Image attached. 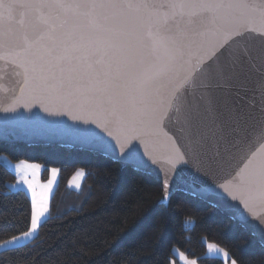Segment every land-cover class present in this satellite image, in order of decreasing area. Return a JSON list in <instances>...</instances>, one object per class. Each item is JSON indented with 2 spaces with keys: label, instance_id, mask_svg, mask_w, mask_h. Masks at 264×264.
<instances>
[{
  "label": "snow or ice",
  "instance_id": "snow-or-ice-1",
  "mask_svg": "<svg viewBox=\"0 0 264 264\" xmlns=\"http://www.w3.org/2000/svg\"><path fill=\"white\" fill-rule=\"evenodd\" d=\"M252 33L264 38V0H0V61L19 77V95L0 107L11 113L0 116V140L17 130L71 139L123 167L155 172L161 203L174 190L213 197L264 244V40L250 42ZM233 88L253 92L247 110L228 99ZM165 121L176 132L162 154L146 138ZM0 160L31 192L23 229L0 221V255L15 254L51 218L57 169L39 184L29 179L39 164ZM207 248L208 258L222 253L237 264L216 244Z\"/></svg>",
  "mask_w": 264,
  "mask_h": 264
},
{
  "label": "trees",
  "instance_id": "trees-1",
  "mask_svg": "<svg viewBox=\"0 0 264 264\" xmlns=\"http://www.w3.org/2000/svg\"><path fill=\"white\" fill-rule=\"evenodd\" d=\"M0 154L39 164L44 182L53 168L58 174L49 200L51 218L39 238L18 253L3 252L0 264H178L175 251L197 264H225L208 258L209 243L237 264H264L262 246L215 207L183 192L161 204L157 180L115 160L50 145L0 143ZM79 169L84 178L74 189L68 183ZM15 180L0 163V221L15 219L23 229L30 198L25 190L8 187Z\"/></svg>",
  "mask_w": 264,
  "mask_h": 264
},
{
  "label": "water",
  "instance_id": "water-1",
  "mask_svg": "<svg viewBox=\"0 0 264 264\" xmlns=\"http://www.w3.org/2000/svg\"><path fill=\"white\" fill-rule=\"evenodd\" d=\"M17 15H18V13H17ZM249 40H250V42H252L256 45H259L262 42V40H264V38L260 37L258 34L252 33V34H249ZM0 76H2V82H0V107H3L5 105L11 104L12 99L15 96L19 95V92L17 90L18 86L16 84V81L19 79V77H17L15 75V71H14V68L12 65L6 64L2 61H0ZM253 87H254V84H252V83L248 84L249 89H251ZM237 91H240V95H236ZM252 98H253V92L252 91L244 92L243 90L238 89V88H233L228 95V99L230 100L231 103L238 104V105L244 107L246 110L248 109L250 100ZM45 103L50 104V106H52L54 108L59 107V102H57V101L45 100ZM32 108H33V110H37L39 108V103L33 102ZM18 110L27 111V109H24L22 106ZM221 110H223V96H222V101H221ZM4 115H11V113L0 112V116H4ZM65 118H67L69 120V122H71L70 116L65 117ZM224 118H227L226 114H225ZM165 132L168 133V136L164 135ZM174 132H176V129L174 128V126L169 124L167 121H165L164 125H162V131L160 132L159 135H153V136L146 138V143H147L148 148L154 149L157 152L162 153V154L166 153L171 148V141L168 139V137L173 136ZM176 134L178 135L179 133H176ZM0 143H5L9 146L24 145L27 147L41 146V145H48L49 146L50 145V146H59V147H66V148H70V149H76V150H79L81 152L97 153V152L90 151L89 149L85 148L81 144L72 141L71 139H56V140L49 141V140H47L43 137H39V136H27L19 130H17L15 137H10L9 140H7V141L0 140ZM142 148H143V146H142ZM97 154H99L103 157H106L100 153H97ZM107 158H109V157H107ZM109 159H112V158H109ZM112 160H115V159H112ZM115 161L120 164L119 161H117V160H115ZM120 167L125 168L121 164H120ZM139 172L144 173L147 176L154 178L155 180H157L160 183L158 176L155 172H142V171H139ZM176 192H183V191L174 190L173 194ZM183 193H185V192H183ZM185 194H188V193H185ZM190 196H192V195H190ZM162 197H163V189H162ZM162 197H161V200H162ZM192 197H194L200 201H203L205 203H208L209 205L215 207L218 211L223 213L225 216L230 218L228 213L223 211V209L221 207L217 206L215 198H213V197L200 198L199 196H192ZM161 200H160V203H161ZM161 204H163V203H161ZM247 232L249 234H251L250 231H247ZM252 236H253L254 240L257 243H259L262 246V248L264 249V244L261 243L259 236H254V235H252Z\"/></svg>",
  "mask_w": 264,
  "mask_h": 264
},
{
  "label": "rangeland",
  "instance_id": "rangeland-1",
  "mask_svg": "<svg viewBox=\"0 0 264 264\" xmlns=\"http://www.w3.org/2000/svg\"><path fill=\"white\" fill-rule=\"evenodd\" d=\"M0 156H6V155H4V154H0ZM10 160V159H9ZM11 161V160H10ZM0 163H2L3 165H5V163H4V161H2V162H0ZM11 163L13 164V165H15L16 163H18V162H12L11 161ZM6 166V165H5ZM7 167V166H6ZM7 168H9V167H7ZM9 169H11L14 173H15V175H16V172H15V170H14V168H9ZM83 172V170H81V169H79V170H77V172H75V174L70 178V181H69V183H68V185H69V187H71V188H74V189H78L80 186H81V184H82V181H83V178H84V174L81 176V175H77V173L78 172ZM51 172H52V170L50 171V174H51ZM41 173H42V167L40 166V169H39V171L36 173V175H35V177H32L31 175H29V179H35L36 180V182H38L39 184H47V182L49 181V178H48V180L46 181V182H44V181H42L41 180ZM84 173V172H83ZM50 174H49V177H50ZM17 179H18V177H17V175H16V180L13 182V183H11V184H16V181H17ZM10 184V185H11ZM76 185H79V187H76ZM11 189V188H10ZM19 189H22V190H25V191H27L29 194V198H31V192L27 189V186L26 185H23V184H16V188L13 190V189H11V190H13V191H16V190H19ZM37 191H40V189H37ZM48 195H50V194H48Z\"/></svg>",
  "mask_w": 264,
  "mask_h": 264
},
{
  "label": "crops",
  "instance_id": "crops-1",
  "mask_svg": "<svg viewBox=\"0 0 264 264\" xmlns=\"http://www.w3.org/2000/svg\"><path fill=\"white\" fill-rule=\"evenodd\" d=\"M1 161H3V160H0V162ZM57 178H58V174L56 172L55 179L53 181L52 191L49 193L50 194L49 195V200H50V198H51V196H52V194L54 192V189L56 187ZM49 180H53V174H52V172L50 174ZM26 193L29 194L27 191H26ZM0 251H2V250H0ZM206 254H208V248H207V253ZM175 256H176V259H177L178 264H186V261H191V259H188L185 255H183L179 251H175ZM212 257H218V258L222 259L224 261V263L226 264L225 260L223 259V254L222 253L219 256H216L215 254H212ZM196 264H197V262H196ZM227 264H230V261H228Z\"/></svg>",
  "mask_w": 264,
  "mask_h": 264
}]
</instances>
